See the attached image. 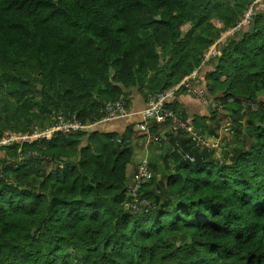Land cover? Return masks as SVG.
<instances>
[{
  "label": "trees",
  "instance_id": "trees-1",
  "mask_svg": "<svg viewBox=\"0 0 264 264\" xmlns=\"http://www.w3.org/2000/svg\"><path fill=\"white\" fill-rule=\"evenodd\" d=\"M194 71L214 124L192 123L218 137L228 119L229 140L217 156L166 132L140 188L153 209L132 213L140 121L105 132L104 103L129 110L132 91L147 102ZM180 92L190 95L181 84L167 107L187 118ZM55 116L94 126L27 144L2 170L0 264H264V1L0 0V135Z\"/></svg>",
  "mask_w": 264,
  "mask_h": 264
},
{
  "label": "built area",
  "instance_id": "built-area-1",
  "mask_svg": "<svg viewBox=\"0 0 264 264\" xmlns=\"http://www.w3.org/2000/svg\"><path fill=\"white\" fill-rule=\"evenodd\" d=\"M259 1L263 0H255V2ZM249 15L247 19L249 18ZM247 19L240 21L232 31L238 29ZM222 35L212 46L213 52L210 53L211 55L215 54V44L226 38L225 36H227L228 33L223 35L224 37H222ZM194 76L195 71L185 79L186 81L183 80L180 84H178L177 87L163 92H158L150 96L145 106L139 112L141 119L140 122L136 124L135 128L143 135L147 136L149 141L153 143H161L162 141H165V133L169 130L171 132L182 131L185 136L190 138L194 147L199 150L213 151L217 156H219L224 148V145L218 137L202 133L194 126L189 118H184L167 107V100L173 96L174 91L181 84H183L186 88V92L192 94L203 106L207 108L210 106V100L205 96L203 89L192 85L191 81L194 79ZM128 115L129 110L126 107V103L123 98L115 101H108L104 103L102 108V118L97 123L124 118ZM152 124L162 126L163 128L168 125V128L164 132L159 131L161 133L157 132L154 134L149 132ZM92 126H94L93 123L83 124L76 120H69L61 116H55L51 124L43 128H37L29 132H13L9 130L3 132L0 135V152L4 151L2 156L4 161L0 164V176L2 170L9 167L11 164L16 167V163L24 156L23 148L25 145L32 144L33 142L48 141L56 133L69 135L77 132H84L89 130ZM227 128L229 129V127ZM10 147L15 148V160L6 154V149ZM30 153L32 154L34 152ZM151 177L152 174L149 169V161L147 158H142L136 165L133 174L127 182V201L124 205L130 212H147L148 210L153 209L152 204L146 198L142 197L140 193L142 185L148 182Z\"/></svg>",
  "mask_w": 264,
  "mask_h": 264
},
{
  "label": "crops",
  "instance_id": "crops-1",
  "mask_svg": "<svg viewBox=\"0 0 264 264\" xmlns=\"http://www.w3.org/2000/svg\"><path fill=\"white\" fill-rule=\"evenodd\" d=\"M186 78L187 77L183 78L178 84H180ZM177 85L175 87H177ZM129 98L130 106L128 116L130 117L126 120L114 119L108 121V123H105V125L101 126L103 131L121 135L126 132L128 124L132 122L137 123L140 121L141 117L139 115V112L144 107L146 101L135 90L131 92ZM175 98L177 99L176 101H178V103L182 106L186 117L189 118L191 121H193L195 117H204L207 119L208 124H214V121L209 120V109L203 106L199 101H197L192 94L188 95L184 92H180L176 95ZM218 129H216V131ZM134 134L135 135L133 137L129 138L130 142L133 145L134 152L133 171L135 170L136 165L142 158H147L148 161L154 163L155 165H159L160 159L165 153L168 143L166 142L164 143L165 145L162 146V144L160 143L155 144L149 141L147 136L143 135L141 132H135ZM3 152L4 151L0 152V158H2ZM61 165L62 164L59 163V166Z\"/></svg>",
  "mask_w": 264,
  "mask_h": 264
},
{
  "label": "rangeland",
  "instance_id": "rangeland-1",
  "mask_svg": "<svg viewBox=\"0 0 264 264\" xmlns=\"http://www.w3.org/2000/svg\"><path fill=\"white\" fill-rule=\"evenodd\" d=\"M263 1H264V0H263ZM249 13L252 14V10H251V8L247 9V11H246V12L244 13V15L242 16L243 18H241L240 21L247 19ZM248 21H249V19H247V20L244 22V25H247V24H248ZM232 30H233V29H232ZM232 30H229V31L223 33V35H226L227 33H228V34L232 33V32H233ZM223 35H222V37H224ZM225 37H226V36H225ZM224 40H225V39H224ZM224 40L222 39L221 42H219V43H222ZM213 45H214V44H213ZM212 50H213V49H212V46H211L210 49L208 50V52L204 54V55H205V58H207L208 55L212 56V55L210 54L211 52H213ZM53 119H54V118H52V121H53ZM228 122H229L228 119H222V118H221L220 122H218V125H220V127H219V129L217 130V133H215V135L218 136V138L220 139V141L222 142L223 145H225V141H226V140H229V136H228L229 132H227V131H228V128H227V127H228ZM225 127H226V129H225ZM5 131H8V130H5ZM5 131H3V132H5ZM213 135H214V134H213ZM155 144H157V143H155ZM134 161H135V159H134Z\"/></svg>",
  "mask_w": 264,
  "mask_h": 264
},
{
  "label": "water",
  "instance_id": "water-1",
  "mask_svg": "<svg viewBox=\"0 0 264 264\" xmlns=\"http://www.w3.org/2000/svg\"><path fill=\"white\" fill-rule=\"evenodd\" d=\"M116 147L118 148L119 147V143L117 142V145H116Z\"/></svg>",
  "mask_w": 264,
  "mask_h": 264
}]
</instances>
